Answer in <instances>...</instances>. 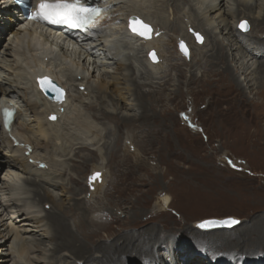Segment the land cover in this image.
Listing matches in <instances>:
<instances>
[{"label": "rangeland", "instance_id": "rangeland-1", "mask_svg": "<svg viewBox=\"0 0 264 264\" xmlns=\"http://www.w3.org/2000/svg\"><path fill=\"white\" fill-rule=\"evenodd\" d=\"M151 1L152 3L155 2L156 9H147V12L148 10L153 12L158 11L162 13L158 14H161L167 19L171 18V11L169 10L168 12L167 7L163 6L164 2L170 0ZM209 3L210 0H187L186 3L180 2L179 5L181 6L182 12L178 15V20L190 24L194 22V24L191 25H198L201 20H204L200 13ZM250 3H255V1H250ZM258 3H260V1H258ZM234 4V0H224L222 6L224 5L225 7H228L230 5L233 6ZM146 5L149 6L150 3L147 2ZM170 5H172V3H170ZM172 8L174 9V7ZM191 8L197 10V13H192ZM232 9L233 11L236 10L235 7ZM1 11L2 9H0V13ZM219 13H214L211 17H214L217 20ZM215 15H217V17ZM230 15L231 17L228 19V24L230 26L239 28L245 34L251 31L248 21H242L246 22L245 29L242 30L239 27L240 24H237V20L232 18V14ZM254 17H257V14L254 15L251 13L250 19L252 21ZM131 20L132 18L129 21L128 27H126V30L131 29ZM169 21L171 22V20ZM12 22L13 24L11 26H13V29L8 30L7 33L3 32L0 37V61L3 57H6L9 60H12L13 58L17 59L15 53L18 52L19 46L16 44V41H14V36L11 35V32L17 31L20 27L22 28L26 23H24L21 16L17 15ZM3 23H5V21H3L2 24ZM1 27L2 26H0V31H3ZM182 27V34L183 32H186L187 35L192 37V41H176L175 39L177 36L172 32L166 37L157 36L155 38L156 41L154 40L153 34L151 39H145L148 43L153 42L154 47L160 43L162 46L161 53L165 55L170 52V55L174 58V60L170 62L172 69H174L171 78V81L173 82H171L170 86H166V89L164 88L165 91L162 94H158V96H161L162 98L173 97L179 85L181 86V98H179L177 102L166 103V109L170 110L172 118L166 120L160 119L154 117L152 112L149 111L147 115H151L150 117H145L142 120L140 119V122L136 121L132 125H129L130 127L125 126L119 133L118 122L104 119L96 121L95 119V116L99 117L103 110L114 112V114L116 113V107L112 103V99L116 98H114L115 96L112 98V95L108 94V101H106V103L104 101L101 107L99 106L97 97H92L90 100L86 101L85 106H98L95 110H88V108H85L84 106L79 112H74L69 111V109H71L69 107L66 111L58 110L55 115L49 116L47 119L48 122L57 123L59 120L61 124H64V129L66 130L60 131V135L64 136L66 132L70 130L71 133L77 134L86 140V148L78 149V147H75L72 156L74 157V155H76V157L67 161V165L64 167L71 175L68 183L72 184L75 181H78L77 187L82 190L78 193H76L75 190H71L70 194L74 195L76 193L75 197L77 199L86 196L87 200L91 201L94 207L86 206L88 202L86 201L84 207L87 211L84 215H77L82 213L80 210L77 211L75 217H69L63 213H60V215L61 217H64V219L66 218L65 220L70 223V227L77 233L78 239L84 237L88 238L86 244L91 246L88 251L94 247L92 244L105 243L106 245H109V243L121 236L131 235L136 232V230H134L135 225L142 224V222L143 225L145 224V219L140 215L141 213H144V216L148 217L147 219L151 221V223L144 229L156 228L158 231L170 226L169 220H167L168 217L166 216H170L175 222L176 220L180 222V215L178 212L190 216L193 215L192 217L195 216L194 222L197 223L196 225L195 223L188 225L184 222L178 224L176 222V225L179 226L175 228V232L176 229L181 230L188 227L192 230L196 229L199 232H227L229 234L245 227L253 228L254 225H252V222L264 220V116L262 119L258 120V123H256L257 120H254L255 123H247L246 120L242 119L238 114L241 108H244L249 102L257 106V108H254L253 110L256 111V114H259L260 112L264 113V93H262L264 92V78L253 72L258 65L254 64L256 60L250 63H253L255 66L247 75L242 74L243 71L240 70L238 63L235 61L231 62V66L233 65L232 68L237 73L238 80L243 84L245 95L242 94L241 90L237 88L234 82L224 77L222 73L223 64L212 65L213 70L208 72V69L207 73L206 71L204 72L202 69H199V65L195 63V61L198 62V58H200L198 57L199 53H197V48H203L207 45L206 38L199 32L197 33L194 31V29L191 30L190 28L189 30H186L185 24H182ZM254 28L256 30L253 29V31L255 30L257 34L258 32L264 34V25L258 28L257 26H254ZM30 29L33 30L34 27L31 26ZM39 31L47 34L46 31H41L40 29ZM197 34L202 37V41L197 40ZM225 38L226 37L221 36L220 40L224 43L225 47L230 49L234 43L232 44L231 41L226 40ZM181 42L185 45L186 50L181 49ZM140 45L145 46L144 43H141ZM167 45L169 47L165 49V46L167 47ZM144 48L145 53L142 55L144 57L143 60L149 65L150 70L155 74L162 73V70L160 71V69L163 68V66L165 67L167 61L161 56L160 50H156L152 47L149 48L148 46H145ZM213 50L214 48L212 47L210 48V51H208L210 56L215 53ZM26 53L28 54V58L30 57V59H34L29 62H24V67L29 71L30 66H35V60L37 59L35 56L36 54H40V51H37L36 53L35 50H26ZM31 53H33V55ZM153 53L155 59L152 57ZM193 54H195L194 58ZM61 56L63 55L60 53V57ZM70 58L71 59H68L71 62L73 60L79 61L73 56ZM190 60L196 64L193 71L194 74H196L198 81L189 87L182 84L183 82H186V77L181 78L175 76V73L177 72H175L176 70L173 64H182V70L185 72L186 76L189 77L191 66L190 64H184L183 62H188ZM214 61H217V59ZM260 61L257 60V62ZM206 63L209 66L210 62H208V60L204 61L205 65ZM79 65L83 66V63L80 62ZM136 66L141 68V64L139 65V63H136ZM89 68L90 71L93 72L94 68ZM203 73L207 74L208 77H205ZM93 76L94 78H92V81H98L100 77L99 73H94ZM90 77H92V75H90ZM7 79L8 78L0 72V84L7 86V83L12 81L11 79H8L9 81ZM59 79L63 85L58 79L53 80L65 90V99L67 96L65 103L67 106L70 104L69 95H73V92L71 91L72 89L64 86L65 80L62 76L59 77ZM246 79L247 81H245ZM159 81L161 80L153 78V80L151 79L149 82ZM138 82L142 84L144 80L138 79ZM163 84L164 82H160L157 86L160 87V85ZM144 90L146 92H149L150 90L153 91L151 86L146 87ZM230 93L232 94L229 95ZM7 100L8 99L4 97L0 98V109L2 103ZM11 103L14 104L13 102ZM65 103L63 105H65ZM108 104L109 106H107ZM122 112L128 116H134L137 114L131 111ZM21 114L22 119L17 123L29 130V137L32 140L38 139L39 141H42L39 129L37 128V119H34L32 114L28 112L21 111ZM225 115H227V119ZM53 116L56 117L55 120L51 119ZM237 117H239V119ZM222 118L225 119V123H223L224 119ZM236 119L237 121H235ZM82 124H87L91 130L99 134V137L95 140L91 139V134L85 130ZM221 127L223 130L220 129ZM56 128H59V125ZM48 129L53 137H57L56 132L53 131L50 126H48ZM1 130L2 127L0 125V132ZM170 130L175 134L173 139L159 140L156 137L154 138V135L160 136L163 132ZM8 133L6 136L14 141L13 147L17 153H12L4 148L3 145H0V231L2 233V235L0 234V264H75L73 258L70 257L65 250H62L55 256H53L51 252H44L43 249L46 248L45 245L48 246L53 244L50 239H44L43 241L46 242V244L42 246L41 250L37 249L34 240H31L28 236L30 233L25 232V230L34 231L36 229L32 222V218L35 214L46 216L48 213H53L55 208L51 204H47L45 207H34L33 189H29L25 193V189L22 190L18 186L16 187V185L13 187L10 186V188L8 187L9 184L7 183H12L11 178L14 174L22 175L18 171L12 170L13 168L7 167L9 166V160L15 154H24L29 157L33 152V149L29 144L30 141L28 136L23 135L18 129L13 130V132L10 130ZM223 133H225V135ZM98 141L99 143H97ZM66 142L67 141L65 140L64 144H66L67 149L70 150V147ZM41 156L45 157L46 154L41 153ZM86 158H91L93 163L91 166H87L84 169L83 159ZM57 160L60 163L65 162L64 158H58ZM51 165V169L57 168L55 164L52 163ZM93 166H103L104 171L108 176V184H106V188L104 189L103 187V190L99 192H97L93 185L98 183V185H101L103 182L101 181V177L98 179L96 178V174L93 173ZM73 167L78 169L75 170V173L71 171ZM48 168L49 167L47 166V169ZM22 176L25 177L24 175ZM23 186L21 185V188H24ZM8 189L12 190L10 191ZM55 192L59 194L57 197L58 200L63 199L65 203L69 205L70 199H68V197H70V194H65L62 190ZM16 200L28 201L30 207L24 208L21 211H18V208H11L13 206L11 203H17ZM73 202L74 200L70 201V203ZM81 205H83V201ZM19 206L22 207L23 203H19ZM91 216H99V222L91 220ZM75 218H78L77 221ZM228 218L239 220L238 225L233 229L220 228L203 230L198 227L200 222L206 220H224ZM83 219L89 220L95 225H88L86 221L83 223ZM102 219H104V221H102ZM258 223L259 221L257 224ZM102 225L111 226V228L103 230L98 227ZM77 226H82L84 229L79 230ZM190 231L183 230L182 232H178V234H170V236L172 235V241H164L163 245L158 249V252H160V258L157 264H159V262L161 264H171L169 257L172 255L178 256V261L181 263H186L187 260L190 261V259L198 261L199 258L205 261V258L209 257L224 260L230 264H264V252H256L257 254H243L241 253V250H239V255L249 256L245 257L243 260L237 257L238 254L235 255L236 253H234L235 251L233 252V247H231L232 249L230 250H221L220 253L222 254L220 258L215 257L214 254L217 253L210 252V245L206 247L204 245L205 243H203L202 240H199L200 238L197 235H191L189 233ZM16 233L20 238L29 239L28 242H30L28 246L29 249L25 252L22 258L17 254L18 252L15 249H10L9 242L6 247L4 246V242L9 238H11L10 242L15 239ZM116 235L119 236L116 237ZM4 236L5 238H3ZM236 238L237 236L233 239ZM178 248H180V250ZM182 248L187 252L185 253L182 251ZM211 250L216 251L214 248ZM93 251H95V248H93ZM132 255H134L133 259L129 255V258H127L126 262L123 264H156L149 262V260H146L143 256L138 257L136 253H132ZM239 260L243 262H239ZM202 263L204 262H201L200 260L193 264Z\"/></svg>", "mask_w": 264, "mask_h": 264}, {"label": "bare ground", "instance_id": "bare-ground-1", "mask_svg": "<svg viewBox=\"0 0 264 264\" xmlns=\"http://www.w3.org/2000/svg\"><path fill=\"white\" fill-rule=\"evenodd\" d=\"M85 1L89 3L93 2V4L98 6L101 5L104 10L97 21H95V23L92 24L91 28L84 34L70 36V38L73 40L72 45L64 42L61 36L55 34H42L39 31L40 28L38 27V25H35L32 22H27L22 28L20 27V29H18L17 31L11 32V35L14 36V41H16V44L19 46L18 52L15 53L17 59L13 58L12 60H9L6 57H3L0 61L1 74H4L8 79L12 80H10L11 82L7 83V86L0 84V96L2 98L4 97L8 99L7 101H4L2 103V107L0 109V125L2 127V130L0 132V145H3L4 148L12 153H17L13 147L14 141L6 136L8 131L11 130L13 132V130L18 129L19 132H21L23 135L29 137V130L27 128L25 129L24 126H21L17 123L22 119L21 111L31 113L34 119H37V128L39 129L40 137L42 139V141H39L38 139L32 140L29 137V144L33 149L32 155L27 157L24 154H15L9 160V166H7L13 168L12 170L18 171L20 174L25 176L23 177L22 175L14 174L11 178V182L13 184L7 183L9 184V188L10 186L13 187L16 185V187L18 186L22 190L25 189V193L29 189H33L34 207H45V205L51 204L55 208L53 213H48L46 214V216H43L42 214H35V216H33L32 222L33 226L36 228L34 230L35 232L33 230H25L26 233H30V235L28 236L31 238V240H34V242L36 243V248L41 250L42 246L46 244V242H44L43 240L50 239L53 244H50L48 246L45 245L46 248H44L43 251L51 252L52 255L55 256L62 250H65V252H68L70 257L73 258V262L75 264H123L124 262H126V259L129 258V255L133 259L134 255H132V253H136L138 257L143 256L146 260H149V262L157 264L160 258V252H158V249L163 245L164 241H172V235L170 236V234H178V232H182L183 230H191L193 233L191 231L189 233L194 236L197 235L200 239L197 237L196 238L202 240V242L205 243L204 245L206 247L210 245V252L217 253L214 254L215 257L220 258L222 254L220 253L221 250H230L232 249L231 247H233V252L235 251L234 253H236L235 255L238 254L237 257L243 260L245 259V257L249 256L239 255V250H241V253L243 254L264 252V220H257L255 222H252V225H254L253 228L245 227L240 230H235L229 234L227 232H209V234L208 231H202V233L197 231L196 229H189L188 227L181 230L176 229L175 232V228L179 226L176 225V222L177 224L181 222L187 223L188 225H191V223H195V225L197 224L196 222H194L195 216L192 217L193 215L190 216L181 214L180 212H178V214L180 215V222L177 220L175 222L174 219H172L170 216H166L168 217L167 220H169L170 226H167L160 231L156 230V228L144 229L151 223V221L147 219L148 217L144 216V213H141L140 215H142V217H144L143 219H145V224L143 225V222L141 221L142 224L135 225L134 230H136V232L131 235L121 236L115 240L113 239L114 241L109 243V245H106L105 243L92 244V246H94L93 248H95V251H93V248L88 251V249L91 248V246L86 244L88 242V238L84 237L78 239L77 233L72 230V228L70 227V223L65 220L66 218L64 219V217H61L60 215V213H63L68 215L69 217H75L77 211L80 210L82 212L81 214L79 213L77 215H84L87 211V209L84 207L86 201H88L87 197L85 196L78 199L75 197L76 193L82 190L78 189L77 187L78 181H75L72 184L68 183L71 175L64 167L65 165H67V161H70L74 159V157H76V155H74V157L72 156V152L75 147H78V149L86 148V140H84L77 134L71 133L70 130H68L64 136L60 135V131L66 130L64 129V124H61L59 120L57 121V123L48 122L47 120L49 116L55 115L58 110L66 111L67 109H69V107L71 108L69 109V111L79 112V110L86 105V101L90 100L92 97H97V101L99 102V106L101 107L104 101L105 103L106 101H108V94H111L112 98L114 96V98H116L112 99V103L116 107V113L114 114V112L103 110L101 111L99 117L95 116V119L96 121L104 119L118 122L119 133L125 126L132 125L136 121H139L140 119L142 120L145 117H150L151 115H147L149 111L152 112L154 117H158L160 119L166 120L168 118H172L170 110L166 109V103H174L175 101L177 102L179 98H181V86L179 85L173 97L170 96L168 98H162L161 96H158V94H162L165 91L166 86H170L171 82H173L171 81V78L174 69H172L170 62H172L174 58H172L170 52L169 54L166 53L165 55L161 53L162 46L160 45V43L154 47L153 42L148 43L145 41V39L149 40L154 36L155 40L157 36L166 37L170 32H172L177 36L175 39L176 41H192V37L187 35L186 32H183L182 34V24H185L186 30H189L190 28L191 30L194 29V31H196L197 33L199 32L206 38L207 45H205L203 48H197V53H199L198 57H200L198 58L199 61L197 62L195 61L196 59L194 60L195 63L199 65V69H202L207 73L208 69V72H211L213 70L212 65L223 64L222 73L224 77L234 82L237 88L241 90L242 94H245L243 84H241L238 80L237 73L232 68L233 65L231 66V62L235 61L239 64L240 70L243 71V75H247L248 72H250L253 67L258 64L256 70L254 69L253 72L264 78V34H260L258 32V35L257 32H255L256 29L254 28V26H257L258 28L264 25V0H258L260 1V3H258V1L256 0H234L235 4L228 7H225L224 5L222 6L224 0H210V3L207 5V7L200 13L204 20H201L198 25H191L194 24V22L190 24L186 23L185 21H179L177 18L178 15L182 12L179 3H186L187 0H170L163 3V6L167 7L168 12L169 10L171 11V14L169 13L171 15V18L169 19L162 16V13L158 11L153 12L148 10L147 12V9H156L155 2L152 3L151 0ZM250 1H255V3H250ZM147 2L150 3L149 6L146 5ZM6 3L8 4L9 2L5 0L0 1V9H2L0 13V26H2L1 28L3 29V31H0V37L2 36L3 32L7 33L8 30L13 29V26H11L13 24L12 20H14V18L16 17L11 11V6L9 4L6 5ZM170 3H172V5H170ZM172 7H174V9ZM233 7L236 8L235 11H233ZM191 12L197 13V10L191 8ZM217 12L220 13L218 15L219 17L216 20L214 17L212 18L211 15ZM251 13H253L254 15L257 14V17H254L256 19L253 18V21L250 19ZM230 14L233 15V19L237 20L238 25L242 21H248L251 31L245 34L239 28L230 26L228 24V19L231 17ZM215 16L217 17V15ZM131 18H137L143 24L149 25L153 29V36L150 38H145L137 34V32H133L131 29L126 30V27H128ZM169 20H171V22ZM3 21H5V23L2 24ZM31 26L34 27L35 30H31ZM253 29L255 30L253 31ZM40 30L43 31V29ZM221 36L226 37L225 39L231 41L232 44L234 43L233 46L230 47V49L228 47H225L224 43L221 42ZM141 43H144V45L148 46L149 48L152 47L156 50H160L161 56H163V58L167 61L165 67L163 66V68L160 69V71L162 70V73L155 74L152 70H150L149 65L145 63V61L143 60L144 57L142 56L145 53V46L140 45ZM168 47V45L167 47L165 46V49ZM212 47L214 48L213 52L215 51V53L211 54L210 56V53L208 51H210V48ZM26 50H35L36 53L37 51H40V54L35 53V57L38 59L35 60V66L31 67L28 63V65L30 66L29 71L24 67V62H29L33 58H28ZM60 53L63 56L60 57ZM31 54L33 55V53ZM55 54L58 56H55ZM71 56L75 57V59H78L79 61H69V59H71ZM194 57L195 54H193V58ZM88 58H90L91 60ZM215 59H217V61H214ZM205 60H208V62H210V68L207 63L206 65L204 64ZM255 60V65L253 63L250 64ZM257 60L262 61L257 62ZM80 62L83 63V66L79 65ZM136 63H139V65L141 64V68L137 67ZM183 63L190 64V76H186L185 72L181 68L182 64H173L176 70L175 72H177L175 73V76H179L181 78L186 77V82H183L182 84L190 87V85L198 81L197 76L193 71V69H195L196 67V64L192 60L188 62L184 61ZM89 67L94 68L93 72L90 71ZM97 72L100 76L98 81H92V78H94V73ZM90 75H92V77H90ZM204 75L205 77L207 76V74ZM61 76L65 80L64 86L72 89L71 91L73 92V95H69L70 104L67 106L65 103L67 100V96L63 103L50 101L40 90L37 83V79L39 77H50L51 79H58V81L63 85V83L59 79V77ZM153 78H155L156 80L160 79L161 81L150 83L149 81L151 79L153 80ZM138 79L144 80V82L141 84L140 82H138ZM245 81H247V79ZM160 82H164V84L158 87L157 84ZM148 86H151V89H153V91L150 90L149 92H146L144 89ZM231 94L232 93H230L229 95ZM11 102H13L14 104H12ZM64 103L65 105H63ZM107 106H109V104ZM97 107L98 106L93 105L85 106V108H88V110H95L97 109ZM5 108H14L17 110L16 120L9 128H6L3 123L2 116ZM254 108H257V106L249 102V104H246L244 108H241L238 114L242 119H245L247 123H255L254 120H257L256 123H258V120L262 119L264 113L260 112L259 114H256V111H253ZM121 110L131 111L137 114L134 116H128L125 115ZM226 116L227 115H225V117ZM237 118L239 119V117ZM235 121H237V119ZM225 122L226 121L224 119L223 123ZM58 125L59 128H56ZM48 126H50L52 130L56 132L57 137L52 136L51 132L48 129ZM82 126L85 128V130L88 131V133L91 134V139L95 140L99 137V134L91 130L87 126V124H82ZM220 129H222V127ZM170 131H165L160 136L154 135V138L156 137L159 140H171L174 138L175 134ZM223 134L225 135V133ZM65 140L67 141L66 143L69 145L70 150H68L66 144H64ZM97 143H99V141ZM41 153H45L46 156L42 157ZM58 158H64L65 162L60 163L57 160ZM52 163L56 165V169H51ZM92 163L93 160L91 158L83 159L84 169L87 166H91ZM46 165L49 167L48 169ZM93 167V173L96 174V178L98 179L101 177V181L103 182L101 185H98V182V184L93 183V187L97 190V192H99L103 190V187L104 189L106 188V184H108V176L105 173L103 166ZM75 170L78 169H75V167H73L71 171L75 173ZM21 185H24V188H21ZM8 190L11 191L12 189ZM58 190L64 191L65 194H70L71 190H75L76 193L74 195L70 194V197H68L70 201L74 200V202L70 203L69 201L68 205L63 199L58 200L57 197L59 196V194L55 192ZM82 201L83 205H81ZM16 202L17 203H11V205L13 206L9 207L15 209L18 208V211L30 207V203H28V201L16 200ZM19 203H23V206L20 207ZM86 206H93V204L91 203V201H88ZM77 219L78 218H75L76 221ZM91 220L99 222V216H91ZM85 221L88 225H95L89 220L83 219V223ZM102 221H104V219H102ZM258 221L259 223L257 224ZM98 227L102 228L103 230L111 228V226L104 225ZM77 228L79 230L84 229L82 226H77ZM121 231L124 232L123 230ZM0 234L2 235L1 231ZM118 236L119 235H116V237ZM235 236H237V238L233 239ZM3 238H5V236ZM10 240L11 238L6 240L4 242V246L6 247L7 243L9 242L10 249H15L18 252L17 254H19V256L22 258L25 252L29 249V239L27 240L24 238H20L16 233L15 239L12 242H10ZM212 248H214L216 251L211 250ZM178 249L180 250V248ZM181 250L185 253L187 252L183 250V248ZM169 260L171 261V264H193L194 262L197 263L200 260L205 264H230L229 262H226L224 260H218L216 258L213 259L209 257H206L205 261L199 258L198 261H195V259H190V261L187 260L186 263H181L178 261V256L172 255L171 257H169ZM239 262L243 261L239 260ZM159 264L161 263L159 262Z\"/></svg>", "mask_w": 264, "mask_h": 264}, {"label": "snow or ice", "instance_id": "snow-or-ice-1", "mask_svg": "<svg viewBox=\"0 0 264 264\" xmlns=\"http://www.w3.org/2000/svg\"><path fill=\"white\" fill-rule=\"evenodd\" d=\"M98 14V9L90 10L86 7H83L79 0H76L75 3H69L67 0H56L55 3H48L47 0H41L38 5V11H36L30 18L39 17L47 20L49 23H64L69 27L86 29V21L92 20ZM132 24H140L143 28V31H140L137 34L145 36L146 38H150L149 33L151 32V27L149 25L143 24L139 20L133 21ZM245 25L246 22H241L239 27L243 30L245 29ZM132 31L137 32V28L133 26ZM196 38L198 41H202V37H200L199 34L196 35ZM180 47L182 50H186L183 42H181ZM40 84L43 88L45 80H41ZM59 91L60 90L57 89V92ZM51 119L55 120L56 117L53 116ZM201 227H203V225H201Z\"/></svg>", "mask_w": 264, "mask_h": 264}, {"label": "water", "instance_id": "water-1", "mask_svg": "<svg viewBox=\"0 0 264 264\" xmlns=\"http://www.w3.org/2000/svg\"><path fill=\"white\" fill-rule=\"evenodd\" d=\"M135 20H138V19L132 18L131 26L132 27L135 26L137 28V33L140 31H143V28L141 27L140 24H136V25L132 24V22ZM152 34H153V29L151 28V32L149 33V37H152ZM152 57H153V59H155L154 53L152 54ZM41 80H45V84H44L43 88L41 87V84H40ZM37 83L39 85L40 90L50 100H52L54 102H59V103H62L65 101V95H66L65 90L60 85H58V83L55 82L53 79H51L49 77L38 78ZM57 89H59L60 91L57 92ZM238 223H239V220L233 219V218H228V219H224V220L211 219V220H206L204 222H200L198 224V227H200L203 230L220 229V228L233 229L236 225H238ZM201 225H203V227H201Z\"/></svg>", "mask_w": 264, "mask_h": 264}]
</instances>
